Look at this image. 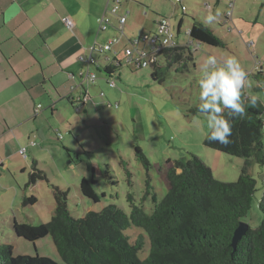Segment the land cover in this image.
I'll list each match as a JSON object with an SVG mask.
<instances>
[{
  "label": "rangeland",
  "instance_id": "rangeland-1",
  "mask_svg": "<svg viewBox=\"0 0 264 264\" xmlns=\"http://www.w3.org/2000/svg\"><path fill=\"white\" fill-rule=\"evenodd\" d=\"M138 1L139 3L134 0V3L136 5L143 4L149 13V18L156 17L155 14H158V16L161 15L169 19L172 31L176 34L175 42L177 45H187L191 51L193 47L188 43L192 41L193 45H197V42L191 40L188 36L192 17L215 30L214 32L221 37L225 45L223 47H213L200 43L198 50L192 52V60L187 62L186 67L182 68L176 64L168 67L162 82L153 81L151 67L134 68V65H128L124 59L121 60L122 67L118 70L119 77L114 80L117 88L123 90L124 93L121 92L122 98L118 96L112 99V103L116 102L118 104L115 107L113 106V109L119 113L118 118L115 117L114 121L105 126H100L97 132L100 137L97 139L100 147L102 149H113L115 152L109 159L98 160L97 164L100 174L96 177L98 183L96 190L98 193H104L105 195L100 198L99 202H93L80 195L79 177H77L75 183L78 186V192H75L72 187L64 189L60 179L46 175L50 184H57L55 186L58 188L68 191L67 206L71 215L75 218L84 216L88 211H100L109 204H115L126 213H129L128 193L132 194L135 204L142 205L145 212L151 213L154 203L159 202L168 189L164 178L167 166L164 162L167 159L174 160L189 157L190 153L195 154L201 157L212 169L216 179L225 182L236 181L245 163L244 158L203 146L202 141L207 135L208 129L198 111L199 89L197 81L201 68L208 57H215L218 61L219 58L214 51L242 58L239 63L246 73L258 71L255 68L256 64H261L264 61V4H261V0ZM229 1H232L234 5L232 27L224 23ZM182 6L185 8L184 10H182ZM125 11L129 12L128 9H125ZM213 14L215 17H213ZM239 14H242V16ZM235 15L240 16L241 20L237 19ZM180 20L183 21V24L177 34ZM128 22L129 24L132 22L131 18ZM139 26L138 22H133L130 28H128V24L126 25V30L137 34ZM228 28H231V30H228ZM153 32L155 31L151 33ZM246 52L250 53V60L248 59V62L245 61L244 63L243 56ZM249 62L250 66L248 65ZM159 66L166 67L164 59L159 58ZM248 66L249 69H246ZM250 86L251 84L248 81L245 91L248 94L256 95L264 103V93H253ZM61 137L63 139L66 136L62 134ZM262 141L264 143V135ZM136 145L141 148L152 164V168L148 171L149 176L143 164L135 158L134 148ZM118 150L121 152L120 155L117 154ZM71 156L73 157L72 154ZM94 156L96 159L99 158L101 152L97 150ZM120 160H123L125 165ZM72 162L80 173L78 163ZM59 163L62 166L66 163V160H61ZM37 167L46 174V168L43 169L40 165H37ZM159 167L164 168L163 174L158 172ZM106 169L114 176L115 184L107 179V175L104 173ZM127 170L131 172L130 176L127 175ZM247 172L255 178L256 190L250 210L242 221L246 222L250 228H256L262 218L259 201L262 194V184L264 183V167L252 163L247 167ZM63 174V172H60V176H63ZM91 176L92 172L90 170L88 179ZM6 178L2 177L3 182H0V243L11 244V253L14 257L19 255L47 256L59 264H64L50 236L37 241H28L18 237L12 228L14 219L17 222L33 224L49 221L52 213L48 214L45 206L48 203L46 199L49 200V203L54 204L51 193L46 195L43 188H41L38 192L40 200L34 205L23 207L21 205V192L14 195V189H17L18 192L23 190L22 179L17 180L20 189L18 187L6 189ZM147 179L151 185L148 189ZM44 182L41 181L40 183ZM146 190H148V193H146ZM24 194L25 192L22 195ZM142 232L141 228L131 227L127 229L126 234L131 240H134ZM148 253L149 241L146 240L145 245L138 252L139 259H145Z\"/></svg>",
  "mask_w": 264,
  "mask_h": 264
},
{
  "label": "trees",
  "instance_id": "trees-1",
  "mask_svg": "<svg viewBox=\"0 0 264 264\" xmlns=\"http://www.w3.org/2000/svg\"><path fill=\"white\" fill-rule=\"evenodd\" d=\"M181 26L182 20L177 31ZM188 36L199 44L213 47L225 45L214 30L193 17ZM192 52L187 45L164 49L159 58L165 60L166 67H160L158 62L152 64L153 81L162 82L167 68L174 64L185 68L192 60ZM94 59L96 64L89 68H97L98 62ZM108 68L106 72L110 73ZM247 80L253 93H264V62L258 71L247 75ZM249 96L251 94L242 90V101L246 106ZM224 115L232 125L230 143L224 145L204 138L202 144L206 148L245 159L236 181L216 179L203 159L190 153L189 157L166 160L168 189L163 198L154 203L151 213L145 212L142 205L135 204L132 194L128 193L129 213L115 204H109L100 211H88L84 216L75 218L67 206L68 191L51 186L55 207L50 220L39 224L14 220V233L28 241L50 236L64 264H264V183L259 201L262 214L259 226L249 227L234 250L230 245L233 231L250 210L256 190V180L247 172V167L252 163L264 167V105L258 99L256 107H246L243 118L229 116L227 112ZM134 152L149 176L151 162L139 146H135ZM20 155L25 156V153ZM120 162L125 165L123 160ZM105 173L107 179L115 184L116 180L108 169ZM127 175H131L128 170ZM38 181H47V177L34 161L28 184ZM96 184L95 179L82 178L80 195L99 202L105 194L95 190ZM146 184L147 189L151 187L148 179ZM37 200L35 195H26L21 205H34ZM131 227L143 230L134 240L126 234ZM146 240L149 241V253L141 260L138 252ZM11 249V244L0 243V264H59L47 256L14 257Z\"/></svg>",
  "mask_w": 264,
  "mask_h": 264
},
{
  "label": "crops",
  "instance_id": "crops-1",
  "mask_svg": "<svg viewBox=\"0 0 264 264\" xmlns=\"http://www.w3.org/2000/svg\"><path fill=\"white\" fill-rule=\"evenodd\" d=\"M112 1L0 0V182H3L2 177H7L6 189H14L19 188L17 180L22 179L23 190L14 189V195L20 192L22 198L35 195L38 202L39 189L43 188L44 193H51L53 199L51 186L57 184H50L48 179L44 183L28 184L34 161L46 168L47 176L60 179L64 189L72 187L78 192L77 177L80 184L82 178L88 179L91 170L90 179L97 182L96 177L100 174L98 160L109 159L115 153L113 149H102L97 140L100 138L99 127L118 118L119 113L113 109L118 104L112 103L113 97L122 98L124 93L115 82L110 86L108 79L119 77L122 59L128 65H134L128 63L123 49L131 40L146 33L153 34L151 32L156 30L162 16L155 14L156 17L149 18L143 4L120 0L118 12L123 14L125 9L129 10L125 23L120 26L117 15L109 11ZM261 2L264 4V0ZM104 14L110 23L106 30L100 31L98 18ZM65 16L74 21L72 29L61 20ZM235 16L241 20L240 16ZM129 18L132 20L130 24ZM133 22L140 25L137 34L126 30V25L130 28ZM224 23L233 25L232 13L230 18L225 14ZM114 36L118 41L110 51L93 53L97 68L89 69L96 71L95 81L80 79L78 72L85 64L78 57L88 55L94 43L104 44ZM144 47V44L139 46ZM214 52L219 58L218 63L229 56ZM249 54L246 52L243 56L244 63L250 60ZM157 62L159 65V58ZM107 67L110 73L106 72ZM134 68L138 67L134 65ZM84 95L88 98L83 103ZM37 105H41L38 111ZM59 134L66 137L62 139ZM21 148H25L26 156L20 155ZM97 150L101 156L96 159ZM120 153L118 150L117 154ZM61 160H66L62 166ZM72 161L78 163L80 173ZM163 170L159 167L158 172L163 174ZM60 172L64 173L63 176ZM46 200L47 213L53 214L55 203Z\"/></svg>",
  "mask_w": 264,
  "mask_h": 264
},
{
  "label": "clouds",
  "instance_id": "clouds-1",
  "mask_svg": "<svg viewBox=\"0 0 264 264\" xmlns=\"http://www.w3.org/2000/svg\"><path fill=\"white\" fill-rule=\"evenodd\" d=\"M165 18V17H164ZM151 67V66H150ZM247 72L234 56H227L218 64L215 57H208L198 78V111L202 115L208 134L205 139L227 145L232 135V125L225 118H243L246 107H256L258 97L251 95L247 106L242 101V90L247 86Z\"/></svg>",
  "mask_w": 264,
  "mask_h": 264
},
{
  "label": "built area",
  "instance_id": "built-area-1",
  "mask_svg": "<svg viewBox=\"0 0 264 264\" xmlns=\"http://www.w3.org/2000/svg\"><path fill=\"white\" fill-rule=\"evenodd\" d=\"M176 2H180L181 0H175ZM121 2L120 0H114L111 2V7L109 11L117 15L119 20L120 26L126 21V17L128 15V11H125L123 14H120L118 11L120 9ZM233 2L230 1L228 4V9L226 11V17L230 18L232 10H233ZM184 6H182V10H184ZM65 26L68 29H72L74 26V21L71 17L65 16L61 19ZM110 23L109 17L104 14L100 18H98L99 30L104 31L108 28ZM176 34L172 31L169 19L161 17L158 19L156 24V30L153 34L146 33L141 35L139 38L133 39L130 41V45L126 46L124 50V55L128 61V63L132 62L138 68H145L150 67L152 64L157 63L158 58L160 57L159 54L168 47L176 46L177 43L175 42ZM118 38L112 37L109 41L104 44H96L90 46V53L85 56H79V60L85 64V67L82 68L78 75L80 79H83L88 82L95 81L97 75L93 71H89L88 68L90 66H94L96 64V60L93 57V53L97 51H109L113 44L117 43ZM140 44H144V48H139ZM190 44L193 47L192 51H196L198 49L199 43L197 45H193V42L190 41ZM261 67L260 63H257L255 68L259 70ZM114 79H108V83L110 86L114 85ZM88 98V95H84L82 100L84 101ZM40 105H37L36 111H38ZM61 137V135H59ZM21 154L25 153V148H21L19 150Z\"/></svg>",
  "mask_w": 264,
  "mask_h": 264
},
{
  "label": "water",
  "instance_id": "water-1",
  "mask_svg": "<svg viewBox=\"0 0 264 264\" xmlns=\"http://www.w3.org/2000/svg\"><path fill=\"white\" fill-rule=\"evenodd\" d=\"M248 228H249V225L246 222L240 221L238 223L237 227L233 231V235L231 238L230 245L232 247V250L235 249L238 240L241 238V236H243L246 233Z\"/></svg>",
  "mask_w": 264,
  "mask_h": 264
}]
</instances>
